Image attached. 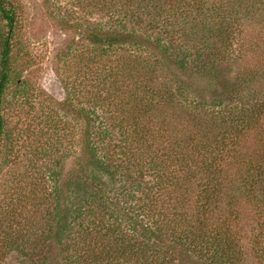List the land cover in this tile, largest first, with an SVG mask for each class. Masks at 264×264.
<instances>
[{"label": "trees", "instance_id": "obj_1", "mask_svg": "<svg viewBox=\"0 0 264 264\" xmlns=\"http://www.w3.org/2000/svg\"><path fill=\"white\" fill-rule=\"evenodd\" d=\"M74 1L53 148L7 183L0 264H264V64L215 83L264 41V0ZM20 2L0 0V171L36 60Z\"/></svg>", "mask_w": 264, "mask_h": 264}, {"label": "rangeland", "instance_id": "obj_2", "mask_svg": "<svg viewBox=\"0 0 264 264\" xmlns=\"http://www.w3.org/2000/svg\"><path fill=\"white\" fill-rule=\"evenodd\" d=\"M52 1L54 2L51 3L57 6V9L52 11L53 13L47 9L46 0H22L20 2L24 9V38L36 60L34 66L25 74L31 85L30 99L19 95L14 96L9 92L3 106L2 114L6 121V130L12 135L8 141L6 137L2 147L8 146L10 150L8 154L11 157L8 158L11 162L8 164L16 163L8 167L7 159L4 163L2 162L0 199L7 198V183L16 180L14 178L25 173L24 171L31 170L35 162L40 164L49 159V157H42L40 150L53 148L51 140L56 137L55 134L51 137V131L46 123L49 111L47 106H53L52 103H55V100L64 99L65 84L54 72L53 62L58 50L68 38H74L75 35L73 32H64L61 19L67 20V17L71 19L73 11L82 8L74 0ZM263 48L264 41L261 42V46H254L252 52L242 60L244 66L236 62L226 65L220 74V80H216L215 83L220 85L232 81L235 76H238V72L240 74L241 69L247 68L248 65L251 66L250 69H260L264 64V55L259 51ZM260 86L264 88V82ZM52 156L57 155L53 153ZM71 159L67 161L68 166L72 163ZM7 262L8 264H20L21 259L16 254H11L8 260L6 258L5 264ZM182 264H191V262L184 259Z\"/></svg>", "mask_w": 264, "mask_h": 264}]
</instances>
